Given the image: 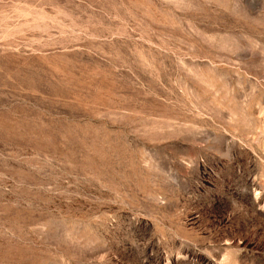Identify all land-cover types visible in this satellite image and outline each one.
I'll return each mask as SVG.
<instances>
[{"label": "rangeland", "instance_id": "1", "mask_svg": "<svg viewBox=\"0 0 264 264\" xmlns=\"http://www.w3.org/2000/svg\"><path fill=\"white\" fill-rule=\"evenodd\" d=\"M0 264H264V0H0Z\"/></svg>", "mask_w": 264, "mask_h": 264}]
</instances>
